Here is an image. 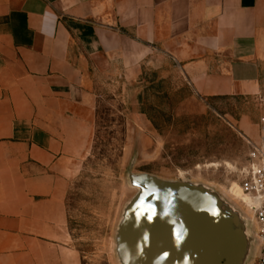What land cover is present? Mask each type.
<instances>
[{
	"label": "crops",
	"instance_id": "1",
	"mask_svg": "<svg viewBox=\"0 0 264 264\" xmlns=\"http://www.w3.org/2000/svg\"><path fill=\"white\" fill-rule=\"evenodd\" d=\"M173 62L205 98L250 97L264 123V0H0V264H79L64 183L91 132L92 81ZM258 117V119H257Z\"/></svg>",
	"mask_w": 264,
	"mask_h": 264
},
{
	"label": "rangeland",
	"instance_id": "2",
	"mask_svg": "<svg viewBox=\"0 0 264 264\" xmlns=\"http://www.w3.org/2000/svg\"><path fill=\"white\" fill-rule=\"evenodd\" d=\"M97 76L91 87V132L74 154L63 193L64 241L79 264H119L115 234L136 193L128 173L213 190L247 222L252 245L246 264H253L256 227L228 190L238 182L248 152L240 123L259 116L261 105L250 97H202L176 64L158 58L134 80L125 73Z\"/></svg>",
	"mask_w": 264,
	"mask_h": 264
},
{
	"label": "water",
	"instance_id": "3",
	"mask_svg": "<svg viewBox=\"0 0 264 264\" xmlns=\"http://www.w3.org/2000/svg\"><path fill=\"white\" fill-rule=\"evenodd\" d=\"M127 180L136 193L115 234L119 264H246L247 222L213 190L145 173Z\"/></svg>",
	"mask_w": 264,
	"mask_h": 264
},
{
	"label": "built area",
	"instance_id": "4",
	"mask_svg": "<svg viewBox=\"0 0 264 264\" xmlns=\"http://www.w3.org/2000/svg\"><path fill=\"white\" fill-rule=\"evenodd\" d=\"M248 152L245 163L239 172L236 183L241 194L249 201L248 205L241 203L252 216L250 220L256 227L253 232L255 246L259 247L258 257L253 264H264V123L260 126L257 143L247 142ZM240 204V205H241Z\"/></svg>",
	"mask_w": 264,
	"mask_h": 264
},
{
	"label": "bare ground",
	"instance_id": "5",
	"mask_svg": "<svg viewBox=\"0 0 264 264\" xmlns=\"http://www.w3.org/2000/svg\"><path fill=\"white\" fill-rule=\"evenodd\" d=\"M229 166V165H228ZM229 194L231 197H233L234 199H236L237 201H240L241 203H243L245 206L249 204V201L246 197H244L241 192L240 189L238 187L237 184L232 183L229 187L228 190Z\"/></svg>",
	"mask_w": 264,
	"mask_h": 264
}]
</instances>
